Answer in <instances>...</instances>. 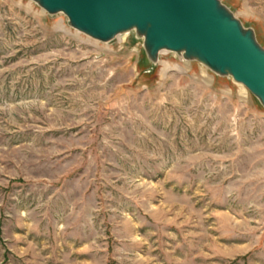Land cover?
I'll return each mask as SVG.
<instances>
[{"label":"rangeland","instance_id":"rangeland-1","mask_svg":"<svg viewBox=\"0 0 264 264\" xmlns=\"http://www.w3.org/2000/svg\"><path fill=\"white\" fill-rule=\"evenodd\" d=\"M222 1L264 46V0ZM0 264H264L263 105L0 0Z\"/></svg>","mask_w":264,"mask_h":264},{"label":"water","instance_id":"water-1","mask_svg":"<svg viewBox=\"0 0 264 264\" xmlns=\"http://www.w3.org/2000/svg\"><path fill=\"white\" fill-rule=\"evenodd\" d=\"M108 42L135 30L153 64L164 50L242 83L264 107V46L222 0H32Z\"/></svg>","mask_w":264,"mask_h":264}]
</instances>
